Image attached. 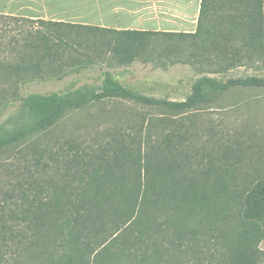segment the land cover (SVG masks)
Instances as JSON below:
<instances>
[{"label":"trees","instance_id":"trees-1","mask_svg":"<svg viewBox=\"0 0 264 264\" xmlns=\"http://www.w3.org/2000/svg\"><path fill=\"white\" fill-rule=\"evenodd\" d=\"M264 58V0H202L194 32L118 30L0 13V264H264V176L236 170L232 147L198 159L188 116L264 76L220 79ZM189 65L182 100L144 94L111 68ZM99 68L100 84L24 93L33 82ZM111 100L159 110L111 128L99 151L45 142L71 112ZM150 115V114H149ZM193 151V152H192Z\"/></svg>","mask_w":264,"mask_h":264},{"label":"rangeland","instance_id":"rangeland-1","mask_svg":"<svg viewBox=\"0 0 264 264\" xmlns=\"http://www.w3.org/2000/svg\"><path fill=\"white\" fill-rule=\"evenodd\" d=\"M11 0H2L8 4ZM245 65L231 72L216 76L226 79L230 76L256 74L264 76V58L245 59ZM114 76L123 84L144 94L182 100L191 91L192 84L201 75L189 65L176 64L168 68L136 62L127 66L111 68ZM102 74L99 68L87 69L80 74L70 75L62 80L33 82L23 92L62 91L84 83L100 84ZM5 95L0 92V123L10 126L18 113V102L5 106ZM159 110L143 108L130 102L111 100L88 105L71 112L44 137L46 142H57L64 146L73 140L82 148L99 151L111 140V128L122 127L128 132L139 129L143 117L160 116ZM150 114V115H149ZM194 125V145L201 147L198 159L207 160L209 152L220 155L232 147L241 159L236 170L240 174L256 179L264 176V88H232L218 94L216 100L207 106L188 113ZM193 152V151H192ZM2 155H0L1 159ZM261 261L264 259V238L259 242Z\"/></svg>","mask_w":264,"mask_h":264},{"label":"crops","instance_id":"crops-1","mask_svg":"<svg viewBox=\"0 0 264 264\" xmlns=\"http://www.w3.org/2000/svg\"><path fill=\"white\" fill-rule=\"evenodd\" d=\"M0 0V13L89 24L118 30L197 28L202 0Z\"/></svg>","mask_w":264,"mask_h":264}]
</instances>
